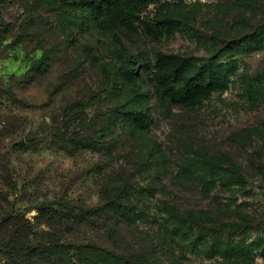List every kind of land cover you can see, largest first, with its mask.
I'll return each mask as SVG.
<instances>
[{
	"label": "rangeland",
	"instance_id": "obj_1",
	"mask_svg": "<svg viewBox=\"0 0 264 264\" xmlns=\"http://www.w3.org/2000/svg\"><path fill=\"white\" fill-rule=\"evenodd\" d=\"M161 18L175 24L157 38L146 22ZM261 33L264 0H161L114 32L62 0H0V264H107L95 247L143 264H264V246L245 259L231 248L258 232L209 231L239 211L264 214V98L246 94L252 78L264 85V42L238 49ZM216 45L230 64L225 92L195 107L154 95L160 56L207 62ZM131 110L150 116L146 130ZM221 160L244 181L208 198L201 185ZM123 189L131 212L119 215L111 200ZM166 206L201 212L190 235Z\"/></svg>",
	"mask_w": 264,
	"mask_h": 264
},
{
	"label": "trees",
	"instance_id": "obj_2",
	"mask_svg": "<svg viewBox=\"0 0 264 264\" xmlns=\"http://www.w3.org/2000/svg\"><path fill=\"white\" fill-rule=\"evenodd\" d=\"M70 6H76L82 11H89L92 14L93 21L96 22L99 29L103 31L114 32L125 27H132L136 21L139 20L141 15L145 13L150 6L157 4L161 0H62ZM184 1V0H178ZM175 20L171 18H161L155 22L147 21L146 26L154 33L157 38L164 37L166 31L174 27ZM261 40L264 42V33L259 35H249L245 38L243 43L238 44V49L241 51L249 52L248 47L253 41ZM228 49V48H226ZM214 54L212 58L207 62H202L194 56H181L175 54H164L156 61L155 76L152 80L154 95L159 99L166 101L167 103L175 107H189V106H201L212 94L225 92L231 84V72L229 69L230 64L218 59L219 50L217 45L213 48ZM217 57V58H216ZM134 64V60L131 61ZM107 69V68H105ZM137 70H129L126 68V77H136ZM107 80L109 83H113L114 79L109 73V69L106 72ZM260 77L251 79V86L247 91V96L255 103L262 101L264 98V85L261 82ZM139 87V85H138ZM134 93L141 98L140 91L136 88ZM264 100V99H263ZM126 117L131 124L137 130H146L151 119L150 116L143 110L128 111ZM231 166H235V163L230 161ZM227 163L220 162L217 166L223 171L222 174H217L209 180H205L201 185L202 193L206 197H211V194L215 192L219 187L232 189L234 185L241 184L244 180L239 175L231 174ZM237 167V166H235ZM238 168V167H237ZM239 169V168H238ZM264 173V164L259 168ZM193 177V176H192ZM150 191V190H148ZM114 195L113 193H111ZM124 189L118 191L112 198V209L119 211V215H123L121 211H130L131 203L124 205L122 197ZM141 197V196H140ZM46 208H43L45 210ZM167 213L172 219V223L178 228H186L187 234L190 235L191 223H198V214L201 212L193 211L189 212L190 218L180 216L176 212L175 208L166 206ZM237 223L226 224L222 229L209 228L210 232L214 234L227 233L230 235L242 236L246 231L258 232V237L252 242L248 243L245 240L235 246H232V250H236L237 255L241 258H248L252 253L264 246V214H253L251 212H236ZM198 216V217H197ZM211 226V225H210ZM190 228V229H189ZM171 234L177 237L187 236L180 230L171 229ZM228 236V237H229ZM232 239H236L230 236ZM18 249L21 250V246L17 243ZM94 251L104 253L106 255L107 264H143V262H150V260L138 258L137 260L130 258L127 255L118 254L113 251H108L101 248H93ZM230 251V250H229ZM228 251V252H229ZM227 254V252H225ZM46 254V253H45ZM27 256L28 253L23 254ZM88 264H106L102 263L98 259H91Z\"/></svg>",
	"mask_w": 264,
	"mask_h": 264
}]
</instances>
